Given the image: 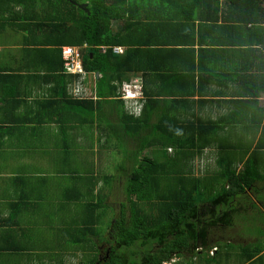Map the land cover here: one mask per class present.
I'll list each match as a JSON object with an SVG mask.
<instances>
[{"label":"crops","instance_id":"0c3cea01","mask_svg":"<svg viewBox=\"0 0 264 264\" xmlns=\"http://www.w3.org/2000/svg\"><path fill=\"white\" fill-rule=\"evenodd\" d=\"M198 1L145 0L134 12L132 21H140L142 28L140 34L134 32L131 43L136 46L132 47L147 52L138 58L131 56V67L140 70L127 72L124 83L142 82L145 124L138 125L134 132L140 135L133 138H157L155 146L143 151L151 153L150 158L157 148L158 152L165 149L164 154L171 161L181 160L179 153L172 146H165L163 140L182 135L176 122L221 124L231 114L240 119L244 114L247 119L245 111L255 106L257 112L250 114L252 122L255 115L258 118L264 115V5H249L246 0H240L244 6H232L230 0ZM126 4L125 19L113 21V32L129 33L132 24L127 17L132 3ZM187 5L194 6L190 12ZM69 15L68 7L58 0H0V261L46 264L38 263L39 255H36L39 249H46L36 243L38 228L44 224L42 217L36 219L33 214L40 211L43 215L46 210L47 216L50 208L43 204L53 201L54 196L62 198L51 212L58 218L68 212H64L67 189L53 195L52 180L63 173L64 163L67 170L76 169L72 160L69 162L71 155L82 167L98 166V174L95 171L98 176L102 162L111 157L105 153L114 149L113 145L108 146L112 130L107 122L109 118L118 121L110 114L117 113L118 104L112 102V97L98 98L100 74L88 73L86 79H93V84L86 80L83 83L93 95L89 99L95 101L94 111H89L93 125L87 126L84 117L87 114L80 107L77 111L64 108V94L74 96L71 90L77 80L65 67L61 71L64 60L59 42L68 36L64 35L66 28L54 29V25H61ZM115 48L123 49L118 56L125 55L128 49L127 46ZM78 77L79 81L81 76ZM78 99L88 98L83 95ZM229 125H233L232 121L220 126L218 138L228 131ZM232 128L235 129L234 125ZM254 128L252 139L260 137V128ZM123 135L120 132L118 137ZM65 136L69 143L64 141ZM186 137L194 138L193 131ZM95 141L101 150L99 156L92 151ZM210 153L221 154V146L215 144L197 152L189 159L187 175L214 178L216 172L208 175L209 166L204 164L205 160L209 161ZM195 160L206 169L203 176L195 175L199 165L194 167ZM236 168L242 169V164ZM17 244L22 249L29 247L31 253L7 255L11 248L17 250Z\"/></svg>","mask_w":264,"mask_h":264},{"label":"trees","instance_id":"16d2710c","mask_svg":"<svg viewBox=\"0 0 264 264\" xmlns=\"http://www.w3.org/2000/svg\"><path fill=\"white\" fill-rule=\"evenodd\" d=\"M115 1L120 4L124 3V7L118 8L119 13L113 15L109 11L114 10L115 7L112 4ZM144 1L58 0V3L68 7L70 13L68 19L61 25L60 23L54 25V29L57 27L66 28L64 35H67L68 39L59 42V45L61 49L63 46L74 48L87 46L81 51L84 68L91 75L100 74L102 76L98 80L97 96L103 100L112 97L114 100L112 102L118 104L116 111L118 110L123 119L124 137H118L120 133L115 137L116 142L118 140L119 143L123 140L126 142L130 140L127 139L128 136L137 141L138 137H133L140 134L134 130L138 128V125L144 126L145 124V108L140 118H134L124 113V103L120 100V90L124 81L127 80L124 79V76H127V72L140 70V68H136L135 71L134 65L131 67L129 59L131 56L138 58L143 52H147L133 49L132 46L136 45L131 43L135 38L133 37L134 32L141 33V22H134L132 19L135 9L141 7ZM161 1L179 2L180 0ZM194 1L195 3L200 2ZM73 2L88 3L90 15L83 12ZM204 2L206 0H203L202 3ZM126 3H132L127 17L132 24L129 33L113 32L111 28L113 21L125 19ZM246 3L249 5L255 3L260 6L264 5V0H246ZM230 5L244 6L245 3L240 0H230ZM192 7L194 6L187 5L188 12ZM190 18H194V16H190ZM192 20H188V22ZM124 46L128 47L125 55L118 56L114 53L113 48ZM103 47L106 48L105 52ZM138 60L140 61L141 58ZM61 67V71H64V62ZM73 78L78 80L79 77L73 76ZM64 90L66 92L67 89ZM63 101L64 108L77 111V107H80L79 110H83L87 114L84 116L87 117L85 119L87 126L93 125V117L89 111H94V100L78 99L65 93ZM258 116L255 115L253 122L256 127L260 128L258 130H261L257 145L254 149L250 147V150H246L240 155L238 146H221V151L225 150V153L221 152L222 155L217 159V163L220 164L221 170L222 167L224 168L218 173L219 175L216 174L212 179L188 176L187 173L190 172V169L183 172L181 162L184 158L191 160L197 152L201 153L205 148L217 145L218 137L212 138V141L209 139L221 128L220 123L205 121H200L198 124L176 122L182 135L175 138L167 136L166 139H163L165 146H174L177 152H180H178L180 161L159 162L156 153H154L153 159H136V164L126 176H123V181L121 176L114 177L104 173L97 176L95 172L93 175L80 176L78 170L71 171L73 176H70V179L74 181V185L72 184V187L64 193L66 207H70L68 210L70 212L74 205L80 206L82 214H78L80 220L71 219L67 222L64 221V217H66L64 216L63 224L68 225L69 223L72 226L67 227L71 245L79 247L81 243H85L84 264H173L172 261L175 258L176 260L187 256L193 258L195 255H199L197 251L209 247L211 232L220 226L234 225L233 219L238 210L231 206L238 197L248 201L247 189L258 195L264 193V185L262 186L264 183V171L262 170L264 168V115L259 118ZM227 123H229L227 119H224L221 124ZM148 124L150 123L148 122ZM149 126L151 125H148V128ZM190 130L193 131L194 138L186 137ZM157 132L158 127L155 129V133ZM210 132H212L211 135H205ZM65 140L69 143L66 136ZM145 141H148V144H144L140 151L146 150L150 145L155 146L157 138H145ZM238 164H242V169L236 168ZM220 181H226V184H224L222 192H217L214 186L218 185ZM100 182L104 186L103 190L99 189ZM120 185L118 191L116 189L115 192L112 191V188ZM106 189L110 191L112 198L117 197L119 191L121 192L124 201L120 204L118 211L116 207L112 209L105 202L107 198L104 200V197L107 195L104 191ZM198 194H204L205 198L206 194L214 195L215 200H210V205H201L206 201L201 202L202 199ZM100 197L102 202L97 203L96 200ZM66 207L64 212H67ZM107 208L114 211L113 217L108 221H106ZM260 235L262 236L264 233ZM148 241L150 242L147 243ZM259 242L261 243L253 250L243 247L242 252L244 253L241 261L244 264H263L260 254L264 250V244L262 241ZM36 243H40L38 239ZM105 243L116 246L112 247L109 260L99 263L97 246ZM222 245L226 246L225 243L218 244L219 247ZM219 247L216 246L218 251L214 257L217 256ZM27 248L29 247L22 249L17 244V250L11 248L7 255L12 256L15 253L19 256L20 253H31ZM199 257L201 256L199 255Z\"/></svg>","mask_w":264,"mask_h":264},{"label":"rangeland","instance_id":"374dc122","mask_svg":"<svg viewBox=\"0 0 264 264\" xmlns=\"http://www.w3.org/2000/svg\"><path fill=\"white\" fill-rule=\"evenodd\" d=\"M123 4L124 3L120 4L118 1H115V3L112 4L114 5L115 8L113 11L110 10L109 13L113 15L119 13L118 8L124 7ZM15 42L17 43L16 39H15ZM86 81L93 84L94 80L86 79ZM75 84H74L73 89L71 90V93L75 94L74 96H76ZM78 87L82 89L83 92H86V95H85L86 98L93 97L89 89H87L83 84H78ZM124 111H125L124 113H126L129 116H132L134 118H140L134 115H130L128 112H126L125 109ZM245 112H247L246 114L247 119H245L244 114L242 115L241 119L232 114L228 117L227 122L230 123V121H232L235 129L232 128L233 125H229L228 131L225 132L224 135H222V137L218 139V143H217V145L219 146L233 145V146L240 147L238 149L239 155L246 150H250V147L254 149V147L258 143L257 141H259L260 139V137L256 139H252V136L256 129L254 128L255 125L252 122V118L250 119V114L251 112L252 113L257 112L256 106ZM110 114H113L112 116H115L116 119H118V121L116 122L115 120L113 119L111 120L109 118L107 122V124L111 126V130H112V133H110V136H109L110 137L109 140L111 142L108 143V146L113 145L114 149L105 153V156H109L110 154L111 157L110 159H106L104 162H102L101 168L103 169L100 170L99 172L104 173V174H109L110 176H114V177L121 176V179L123 181V176H126L128 172L131 170V168L134 167V165L136 164V159L143 160L145 158H150L151 153H148L146 151L145 152L140 151V149H143V145L148 142V141H145V138H138V140L136 141L135 139H132L131 137L128 136L127 139H130L128 140L129 142L128 141L126 142V140L125 141L123 140L121 143H119L118 140L116 142L115 140L116 138H114V136H117L118 133L124 131V125L121 123L123 119H122V116L118 113V110H117V113H115L114 111H111ZM221 125L223 124H220V126ZM259 134L261 136V130ZM214 135L216 138L218 136V132H216V134ZM209 140L212 141V137ZM95 145H96V141L93 144L94 149L92 151L94 152V154H96V156H99L100 154L99 151L101 152V150ZM172 148L175 149L174 146H172ZM164 152H165V149L162 152H158V149L155 148V153L157 155V160L159 162L163 160L165 161L170 160L168 159L169 155L168 154L165 155ZM175 152H177L176 149H175ZM221 152L225 153V150ZM154 155H153V158H154ZM221 155L222 154H219V153L216 155L213 153H210L209 161L208 162L206 160L204 161V164H208L209 166L208 175L213 176L215 172L216 174H218L220 173V171L223 170L224 167H222V170H221L220 164L216 163L217 158L219 159ZM71 156H69V162H71L72 160L73 167L76 168L75 170L79 171L80 176L93 175L94 172L99 169L98 166H96L95 169L89 166L82 167L80 166V161L74 158L73 155ZM63 158H64V155L61 156L62 161H63ZM153 158H150V159H153ZM195 161L196 162L193 163L194 167L196 166L195 164H199L198 170L194 168L195 175L203 176L206 169H203L202 165H200V163H197L199 162L198 160H195ZM181 162H182L183 172H187L190 168L189 164L191 161L189 159L184 158ZM200 169H203V170L199 171ZM262 170L264 171V168H262ZM97 174H98V171H97ZM70 176H73L72 172L67 170L66 163H64L63 173L60 175L58 174V176H55V179L52 180V183L50 185V190L53 189V195L55 194V192L56 194L57 193L62 194L63 189H69L72 187L73 180L70 179ZM60 184H63V187L62 186L58 187V185ZM224 184H226V181H220L218 185L214 186L217 189V192L218 191L222 192L225 186ZM263 185L264 183L262 184V186ZM120 187L121 185L119 187L117 186L116 188H112V191L115 192V189L116 191H118ZM100 189L103 190L104 186L103 185L100 186ZM249 190L250 189H247L246 192ZM104 193L107 195L106 197H104V200L107 198L105 202L109 204L110 208L112 209L116 207L118 211L120 204L124 201L122 199L121 192L119 191L118 196L117 197L115 196V198H112L110 191H107V189L106 191H104ZM248 194L253 199V200L251 199L253 203L251 202L249 203L248 201H245L242 197H238V199L231 206V207H235V209L238 210V213L234 216V219H233L234 225L228 226V228H226L227 230H225V234L223 235L225 236V239H226L225 242L210 243L208 245L209 247L202 248L199 252L197 251V253H199L201 257H199V255H195L193 257L195 259H193L192 257L187 256V257L181 258L180 260L179 259L175 260V263L173 264H178V263L179 264H244L241 261L243 260L242 258V255L244 253L242 252L243 247L253 250L258 244L261 243L259 241H262V243L264 244V235L262 236L260 235L261 233H264V202H263L264 193L262 192V194L258 195L257 198L255 194L252 193L251 191ZM198 196L202 199L201 202L206 201L201 204V205L204 204L205 206L210 205L209 204L210 200H215L214 195H210V194H206V198L204 194H198ZM61 198L62 197L54 196L53 201H46L43 204L46 209L48 207L50 208L48 210L47 216H45L46 210L44 211L43 215L40 213V211L33 214L36 219H39L40 217H42L41 222L44 224L42 228H38V231H39L38 241L40 242L38 243V245L46 249L44 250L39 249V251L36 252V255H39L38 263H46V264H81L83 263L84 264V261H85V256H84L85 251L84 250H86L84 248L85 243H81V246L79 247H75L70 244L69 242L70 238L68 236L67 227L70 228L72 226L69 223L68 225L63 224V217L66 213L63 214L62 217L58 218L56 215H54L51 212L54 208L58 206V203ZM96 201L97 203H101L102 198L100 197ZM69 209L70 207L66 211H68ZM107 211H108V214L106 215V221H108L109 218H112L114 215L113 210L111 209L109 210L107 208ZM79 213L82 214L81 207L74 205V208L66 214V217H64V221L67 222V221H70L71 219L80 220V217H78ZM24 229H27V228H24ZM222 230H223V227H222ZM28 231L31 232V230H28ZM228 238L230 242L227 241ZM149 242L150 241H148L147 243ZM224 243L226 246L224 245H222L221 247L218 246V244H224ZM216 246L219 247L220 249H219L217 256L214 257L216 255V252L218 251V250H215V249H218L216 248ZM263 253H264V250H263ZM260 258L264 263V254L263 256H260ZM0 264H13V263L4 262V260H1ZM19 264H21V262H19Z\"/></svg>","mask_w":264,"mask_h":264},{"label":"built area","instance_id":"2783aa9c","mask_svg":"<svg viewBox=\"0 0 264 264\" xmlns=\"http://www.w3.org/2000/svg\"><path fill=\"white\" fill-rule=\"evenodd\" d=\"M106 51V48H103ZM115 54H121L123 52L122 48H114ZM62 56L64 60L65 71L70 75L81 76L80 80L75 84V91L77 98L86 95L82 89L78 87V84H83L86 80V72L83 65L82 52L80 48L64 47L62 49ZM75 95V94H74ZM143 98V86L142 82L136 80L128 83H124L120 90V99L124 101L125 110L130 115L136 117L141 116L142 106L139 99Z\"/></svg>","mask_w":264,"mask_h":264},{"label":"flooded vegetation","instance_id":"af4514ba","mask_svg":"<svg viewBox=\"0 0 264 264\" xmlns=\"http://www.w3.org/2000/svg\"><path fill=\"white\" fill-rule=\"evenodd\" d=\"M251 190L247 191V194L250 192ZM255 194V193H254ZM249 195V194H248ZM256 198L258 196V194H255ZM246 198V197H245ZM251 196H248V202L250 203H253L251 201ZM245 200V199H244ZM253 200V199H252ZM252 206V205H251ZM240 208V207H239ZM228 228V227H227ZM225 230H227L226 228H217L216 230H214L213 232H211L210 234V243H214V242H219V243H223L226 241L225 239V236H223L225 234ZM228 242H230L229 238L227 240ZM115 244H110V243H105V244H102V245H98V250H99V254H98V262L99 263H105L109 260L110 258V255L112 253V247L114 246ZM116 246V245H115ZM192 248V247H191ZM200 251V250H199ZM176 260V258L174 259Z\"/></svg>","mask_w":264,"mask_h":264},{"label":"clouds","instance_id":"9594fccd","mask_svg":"<svg viewBox=\"0 0 264 264\" xmlns=\"http://www.w3.org/2000/svg\"><path fill=\"white\" fill-rule=\"evenodd\" d=\"M74 4V3H73ZM64 48V47H63ZM62 48V49H63ZM74 48V47H73ZM77 48V47H76ZM87 48V46L85 45V46H83L82 48H80L81 49V51L83 50V49H86ZM104 48V47H103ZM102 48V49H103ZM61 49V50H62ZM114 49V48H113ZM82 58H83V55H82ZM84 65V64H83ZM85 69V68H84ZM85 72H86V70H85ZM73 76H77L78 77V75H73ZM87 76H88V73L86 72V78H87ZM78 81V80H77ZM144 98H145V96H144V91H143V98H141V99H139V102H142L143 100H144ZM89 99V98H88ZM121 100V99H120ZM123 101V100H122ZM123 103H124V101H123ZM124 109H125V104H124ZM141 116H142V114H141ZM141 116H139V117H141ZM215 250H217V249H215ZM172 263H175V260H173L172 261ZM166 264V263H165Z\"/></svg>","mask_w":264,"mask_h":264},{"label":"water","instance_id":"95a60500","mask_svg":"<svg viewBox=\"0 0 264 264\" xmlns=\"http://www.w3.org/2000/svg\"><path fill=\"white\" fill-rule=\"evenodd\" d=\"M74 5H77L81 10L87 12L88 15H90V13L88 11V4H77V3H74ZM97 76H99V75H97Z\"/></svg>","mask_w":264,"mask_h":264}]
</instances>
